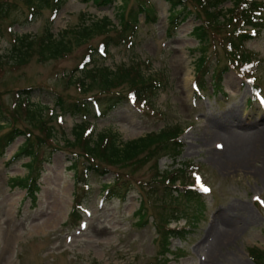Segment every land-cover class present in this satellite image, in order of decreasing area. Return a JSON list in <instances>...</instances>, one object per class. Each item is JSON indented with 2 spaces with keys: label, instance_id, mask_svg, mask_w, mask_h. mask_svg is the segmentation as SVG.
<instances>
[{
  "label": "rangeland",
  "instance_id": "obj_1",
  "mask_svg": "<svg viewBox=\"0 0 264 264\" xmlns=\"http://www.w3.org/2000/svg\"><path fill=\"white\" fill-rule=\"evenodd\" d=\"M122 2L114 0L112 5L96 7L90 1L63 0L54 15L51 6L43 7L29 20L31 10L25 0H0L2 11L6 12L5 17L0 12V112L6 118V122H1L4 126L0 133L13 126L30 131L38 144L37 158H48L41 164L33 202L15 180L31 174L26 166L30 159H12L24 138L16 137L0 157V264H158L164 243L160 226L176 210L178 218L168 221L167 227L185 228V232L170 239L172 254L161 258L163 264H259L252 249L264 250V175L256 170L263 165L264 158L260 156L249 170L238 171L223 159L218 148L223 140L229 149L232 142L237 145L248 140L227 112L235 110L237 117L243 119H257L264 112V28L245 42L255 64L251 76L256 93L250 82L237 73V66L226 64L223 46L228 39H236L230 33L233 24L209 32L207 64L210 70L225 65L226 69L219 88L212 83L209 73L203 81L206 88L197 93L194 84H200L201 79L197 77L194 59L199 47L191 32L200 26L202 18L196 14L200 8L195 0L186 1L192 14L179 20L177 26L170 25L168 3L147 0L156 21L146 23L145 16L139 14L132 45H109L107 55L96 59L110 69L134 61L144 74L159 79V84L156 93L145 91L150 102L124 100L94 121L90 118L87 130L96 133L111 128L129 140L177 122L182 134L176 163H187L185 185L190 182L198 187L197 196L184 197L183 188L179 189L180 195L175 194V190L155 180L158 171L178 165L168 154L172 151L154 153L142 163L133 161L111 167L100 179L91 177L82 195V187L76 188L73 173L67 168L69 158L75 157L79 164L88 158L83 147L87 132L82 131L81 145L76 144L72 133L80 121L78 116L62 114L58 108L54 115H49L45 109L33 123L25 113L27 100L25 93H19L22 89L31 91L30 103L46 104L49 108L55 106L58 96L71 103L99 92L93 85L81 90L70 79L72 74L74 78L79 76L75 68L82 62L86 43L50 60H40L37 52L32 51L27 64L17 66L9 58L12 35H40L46 23L58 35L62 29L81 28L106 16L117 27L109 33L116 40L115 33L121 28L118 14ZM231 6L232 1L227 0L223 9ZM136 7L137 0H128L124 14ZM105 35L95 34L87 43L95 46ZM84 82L89 84L88 79L84 78ZM127 87L123 84L119 89L127 92ZM100 109L104 110L103 104ZM46 126L54 128L55 138L45 135ZM113 181L122 191L127 190L123 201L100 198L101 185H111ZM76 193L84 200L79 226L69 218ZM59 196L67 200L61 214L56 201ZM140 204L145 207L142 221L135 215ZM241 206L251 213L250 217L239 210ZM220 232L224 240L217 246Z\"/></svg>",
  "mask_w": 264,
  "mask_h": 264
},
{
  "label": "trees",
  "instance_id": "obj_2",
  "mask_svg": "<svg viewBox=\"0 0 264 264\" xmlns=\"http://www.w3.org/2000/svg\"><path fill=\"white\" fill-rule=\"evenodd\" d=\"M63 0H25V3L30 8L29 20L32 14L40 13L41 8L50 7L52 15H54L59 9ZM80 2H91L96 7H104L105 5H112L114 0H79ZM147 0H137L136 9H131L126 14L125 7L128 0H123L120 4V11L118 16L120 17V27L116 31V40L109 34L111 31H115L117 27L112 24L111 20L104 16L100 20H94L88 24H83L81 28H67L55 35L51 30V24L46 23L40 35L36 34H13L11 38V44L9 47V58L17 66L27 64L31 58L32 51L37 52L40 60H50L53 58L63 57L67 53H71L72 49L76 46H82L86 43L84 50V57L80 63L79 68L75 70L79 71V76L74 78V75L70 76L73 83H77L81 90L90 85V87L96 86L98 92L96 96L90 95L83 99H76L71 103L64 102L61 96H58L54 101V107L49 108L48 105H39L37 103H30L29 89L19 90V93L26 94V114L30 116V119L37 122L40 115L45 109L49 110V115L55 114V109L58 108L62 114H69L73 117L78 116L79 122L75 124L72 133L76 136V144H80V138H82V131L87 132L85 135V142L83 143L84 154L88 157L83 162H80L75 158H69L70 165L67 168L72 171L73 179L76 188L82 187V195L85 194V188L89 185L91 177L95 176L100 179L101 176L108 173L111 167H117L125 164H131L133 161L140 163L149 160L153 157V154L159 152L172 151L168 153L173 163L178 164L174 167H169L164 171H158L155 173L154 178L158 183L164 185V187L175 190V194L179 189L183 188L184 197L197 196L198 187H194L186 182V168L187 163H176L179 157L180 142L179 137L181 131L178 127V123L166 124L159 131H152L142 135L138 138H131L125 140L121 134L109 128L108 130H101L94 132L93 129H88L87 122L90 118L94 121L98 116H102L108 113V111L117 107L122 101H133L134 98L142 101H149V97L145 91H149L154 94L158 90L159 79H155L154 75H146L137 66L132 63H122L114 69H110L107 66L103 67L96 60L97 57L106 56L108 53L109 45H119L125 43L126 45H132L134 42V35L138 28V15L143 14L145 16V22H155L156 16L153 14V8L146 3ZM169 4L168 14L170 25L177 26V22L185 20L189 17L191 10L187 8V0H164ZM232 6L229 9H223V4L227 0H195L199 10L196 14L198 18H202V23L192 29V34L197 39V45L199 52L197 58L194 59V67L199 77L200 84L195 83L197 87V93L205 89L204 78L210 73L212 83H215L219 88V84L222 80V73L226 69V65L223 68H217L216 72L210 70L208 58L206 55V45L210 42L211 31L221 29L226 25H234L230 32L235 36V40L228 39L223 46V54L226 56V64L232 67L237 66V73L241 75L244 80L249 81L253 87L255 79L251 76V68L254 67L253 55L245 48V42L258 36L260 31L264 28V0H230ZM52 2V4H51ZM3 4L0 3V12L3 16H6V12L2 11ZM121 12V13H120ZM203 15V16H202ZM222 18L221 20H219ZM126 30L128 31L126 33ZM126 34H125V33ZM210 32V34H209ZM105 37L98 44L93 46L87 43L95 34H105ZM128 38V40H127ZM132 38V39H131ZM93 64L88 67L89 64ZM228 65V66H229ZM217 74V75H216ZM84 78L89 80V84L84 82ZM203 82V83H201ZM127 84V92L119 89L121 85ZM93 85V86H92ZM199 85V86H198ZM218 90V89H217ZM152 96V95H150ZM134 102V101H133ZM150 102V101H149ZM104 105V110L100 109V105ZM55 117V116H52ZM51 117V118H52ZM0 112V131L4 126L1 124L5 121ZM46 136L50 139L55 138V130L52 127H45ZM22 136L24 142L17 148L12 159L19 160L28 157L30 161L26 163V166L31 173L26 178H15L22 188L27 191L28 196L31 197L33 202H36L35 191L38 187V178L41 175V164L48 158H37V141L32 140L30 131L26 129L22 130L16 126H13L11 130L0 133V157L5 153L6 147L13 143L16 137ZM74 145V143H71ZM81 145V144H80ZM174 151V152H173ZM174 154V155H172ZM14 180V181H15ZM177 183V184H176ZM192 183V182H191ZM102 192L100 198L112 200L117 198L121 201L125 199L126 192L122 191L118 187L117 182L113 181L112 184H102ZM166 189V188H165ZM171 196V195H170ZM173 197V196H172ZM82 198V199H81ZM74 202L71 208L70 216L71 220L79 226L81 223V214L83 212V197L79 198V194L76 193ZM177 210L172 211L166 216L165 224L161 225L163 232H160L161 237L164 239L163 252L161 258L172 254L170 249V239L177 236L179 233L185 232V228H170L167 227V222L177 219ZM138 220L142 221L145 218V207L140 204L138 211L135 213ZM252 255L258 260L259 264H264V250L252 249ZM159 258L158 264H163L164 260Z\"/></svg>",
  "mask_w": 264,
  "mask_h": 264
},
{
  "label": "bare ground",
  "instance_id": "obj_3",
  "mask_svg": "<svg viewBox=\"0 0 264 264\" xmlns=\"http://www.w3.org/2000/svg\"><path fill=\"white\" fill-rule=\"evenodd\" d=\"M227 114L231 118H234V122H235L234 125L236 129H239L243 135H247L248 140H246L245 143H241L237 145L235 144V142H232V144H230V149H229V145H226L225 140L219 138L220 141L223 140L224 142L223 143L220 142L218 151L220 153H223V159L226 160L227 163L231 164L238 171L239 169H241L242 171L249 170L252 164L259 161L260 156L264 158V112H262V114L258 116L257 119L252 116L246 117L245 119L239 118L237 117L235 110L227 112ZM256 170H258L257 171L258 174H261L263 176L264 162L263 165L260 167V169H256ZM59 197L60 198H58L56 201H58L59 203L58 204L60 210L59 212L61 214L65 208V204L67 200H65L63 196H59ZM233 207L237 208L235 206ZM239 210L248 213L250 217L251 213H249V211L245 207L242 208L241 206L239 207ZM217 236L218 237L216 243L217 246H219L223 242L224 236L221 232L218 233ZM212 254L214 255V253ZM204 264H209V262H205Z\"/></svg>",
  "mask_w": 264,
  "mask_h": 264
},
{
  "label": "snow or ice",
  "instance_id": "obj_4",
  "mask_svg": "<svg viewBox=\"0 0 264 264\" xmlns=\"http://www.w3.org/2000/svg\"><path fill=\"white\" fill-rule=\"evenodd\" d=\"M205 191H207V189H204Z\"/></svg>",
  "mask_w": 264,
  "mask_h": 264
}]
</instances>
